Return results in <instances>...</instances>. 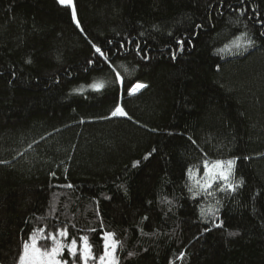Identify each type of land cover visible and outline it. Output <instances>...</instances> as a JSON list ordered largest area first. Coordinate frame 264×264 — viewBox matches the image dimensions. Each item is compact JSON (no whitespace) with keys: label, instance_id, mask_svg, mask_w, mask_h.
Listing matches in <instances>:
<instances>
[{"label":"trees","instance_id":"16d2710c","mask_svg":"<svg viewBox=\"0 0 264 264\" xmlns=\"http://www.w3.org/2000/svg\"><path fill=\"white\" fill-rule=\"evenodd\" d=\"M106 234L112 264H264V0H0V264Z\"/></svg>","mask_w":264,"mask_h":264},{"label":"rangeland","instance_id":"374dc122","mask_svg":"<svg viewBox=\"0 0 264 264\" xmlns=\"http://www.w3.org/2000/svg\"><path fill=\"white\" fill-rule=\"evenodd\" d=\"M63 4L72 5V0H59ZM238 43V42H237ZM228 46L226 48H230ZM239 46H237L238 48ZM241 48V47H239ZM142 86L136 84L131 93L139 90ZM193 182L198 188L203 190H212L215 187L231 188L234 185L235 179L233 176V161L232 160H207L204 163V170L201 175H194L192 177ZM61 242L56 241V244L49 250H44L35 244L34 239L28 242L18 264H66L61 260L59 255L61 254ZM115 243L109 235H105V252L100 258L97 264H112L114 260ZM70 254H73L75 247L70 244L68 247ZM83 264H88L85 261L88 255V248L85 243L82 245Z\"/></svg>","mask_w":264,"mask_h":264}]
</instances>
